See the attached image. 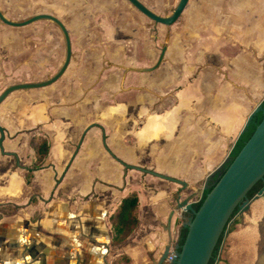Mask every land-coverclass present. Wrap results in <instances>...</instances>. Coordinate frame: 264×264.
<instances>
[{"label": "crops", "instance_id": "crops-1", "mask_svg": "<svg viewBox=\"0 0 264 264\" xmlns=\"http://www.w3.org/2000/svg\"><path fill=\"white\" fill-rule=\"evenodd\" d=\"M251 3V8L259 13L245 31L247 36L237 37L231 43L235 45V53H223L218 62L201 70L192 82L181 86L173 95L172 91L154 94L148 84L142 87V92L155 99L140 107L138 118L126 115V105L109 106V114L116 117L102 118L98 113L97 118L84 123L79 113L88 105L80 98L69 100L64 95L53 98L51 89L55 85L43 103L35 100L21 103L16 110L0 115V126L4 129L0 159L15 157L17 163L16 168L0 172V207L17 206L11 214H0V264H111L120 255L128 256L130 264L157 262L170 237L171 243L178 238L177 234L172 237L171 225L184 213L176 201L185 199L193 204L201 197L206 176L222 164L228 145L234 143L248 115L264 97V0H251ZM0 10L10 20L21 18V14L8 10L3 0H0ZM33 52L28 65L31 76L37 79L33 81H40L49 76L38 69L48 64V58L42 57L43 53L37 54V48ZM57 61L59 58L55 57L54 62ZM162 64H165L164 55L158 66ZM151 73L158 71L143 74ZM172 99L174 103L170 104ZM11 102H16L13 97ZM91 104L93 109L100 108L98 100ZM60 111L75 114L56 117L54 114ZM85 125L90 127L85 132L82 129L80 135L70 133L71 127L79 130L78 126ZM38 126L62 132L53 138L30 132V136L46 137L50 147L42 167L32 172L27 183L25 172L31 167L34 152L28 165H19L22 152L26 148L33 151L30 136L21 140L20 137L25 128L32 130ZM69 142L75 143V160L85 162L90 158L92 171L87 173L102 174L105 179L118 173L120 177L113 179L114 186L96 181L91 188L94 192L84 198L88 186L69 184L65 197H52L50 180L41 183L39 180L44 177L46 161L52 154L70 156ZM94 160H97L95 164ZM126 164L185 184L126 167ZM71 168L72 164L67 166V172ZM129 170L138 171L143 182L123 183L128 179ZM77 172L83 174L85 169L82 166ZM63 182L61 179L57 187L63 186ZM36 184L42 191L41 197L29 196ZM104 187L108 188V194L103 191ZM132 192L138 197L137 225L125 240L112 245L109 216L121 199ZM172 209L175 212L168 231L165 226Z\"/></svg>", "mask_w": 264, "mask_h": 264}, {"label": "rangeland", "instance_id": "rangeland-1", "mask_svg": "<svg viewBox=\"0 0 264 264\" xmlns=\"http://www.w3.org/2000/svg\"><path fill=\"white\" fill-rule=\"evenodd\" d=\"M140 1L153 12L163 16L170 14L178 2V0ZM3 2L7 3L8 10L21 14V18L15 21L36 13H49L58 17L67 28L74 53L79 54L78 49L82 48L84 57L83 61L74 57L71 71L54 84L11 92L0 103V115L4 116L6 112H10L21 103H29L33 100L43 103L52 85H55L56 87L51 89L53 98L59 99V96L63 95L69 100L80 98L88 105L79 113L81 117L83 116L84 123L97 118L98 113L102 118L116 117L109 114V106L122 108L126 105V115L130 118H138L140 107L151 104L155 99L142 92V87L148 84L152 86L151 91L154 94L172 91L170 94L173 95L181 86L192 82L201 70L218 62L223 53L226 51L235 53V45L231 43H235L237 37L247 36L245 31L253 25L259 13L251 8L253 5L251 0H189L173 24L163 25L154 23L127 0H3ZM46 43L51 44V53L60 55H57V52L59 53L61 47L62 34L52 21L40 19L21 27H13L0 20V93L8 85L20 83L21 80L25 82L37 80L31 76L32 70L28 64L33 59L31 53L36 48L37 54L43 53L42 57L47 58ZM164 46H166L165 64L152 70H157V74L151 73L145 76L143 74L145 71L137 70L154 65ZM58 64V61L52 62V68L42 65L38 69L50 75ZM35 91L39 92L35 93ZM12 97L16 101L14 104L11 102ZM97 100L100 108L93 109L91 103ZM173 103L174 99L170 104ZM74 114L70 112L62 114L60 111L54 115L65 118ZM81 126H78L79 130L71 127L73 129L70 133L80 135L82 129L85 132L90 127ZM59 130H49L43 126L32 130L25 128L20 140L30 136V132L33 131L53 138L62 132ZM68 144L69 150L72 151L70 156L68 154L57 157L52 154L46 161L45 175L39 180L40 183L50 180L52 197H65L64 192L67 191L69 184L74 187L81 183L86 185L85 187L88 186L85 190L88 194L82 196L84 198L94 192L91 188L96 181L108 187L114 186L113 179L119 176L118 173H113L112 178L106 177V179L101 177L102 174L87 173L88 170L92 171L90 158H86L88 161L85 162L80 159L75 160L77 154L75 143ZM230 144L226 154L232 146ZM22 153L19 165H28L33 157V151L26 148ZM98 161L100 164L103 163ZM96 162L97 160H94V164ZM71 164L73 168L67 172V166ZM16 165L15 157H4L0 159V172L14 169ZM84 165H88L89 168ZM82 166L85 172L80 174L77 170ZM120 175L122 176V172ZM139 175L141 174L138 171L129 170L126 176L128 179L122 182H127L128 185V182L132 185L137 182L142 183L143 179L141 180ZM61 179L64 181L63 186L58 188L57 184ZM37 186L36 184L35 190H31L29 196L32 194L41 197L42 191ZM103 191L108 194L106 191L109 190L104 187ZM184 221L179 217L174 219L173 227L171 225L172 237L179 234ZM220 260L221 257L216 264H221Z\"/></svg>", "mask_w": 264, "mask_h": 264}, {"label": "water", "instance_id": "water-1", "mask_svg": "<svg viewBox=\"0 0 264 264\" xmlns=\"http://www.w3.org/2000/svg\"><path fill=\"white\" fill-rule=\"evenodd\" d=\"M139 12L152 20L154 23L163 25L173 24L181 15L189 0H178L175 7L168 15H159L145 6L140 0H127ZM40 19H47L55 23L61 31L65 44L66 53L60 68L50 77L32 82H20L8 85L0 93V103L13 91L26 90L33 88H42L54 83L63 74L67 68L70 56L71 45L70 36L67 28L62 21L53 14L36 13L23 20L14 21L6 18L0 10V20L13 27H21ZM166 47H162L156 63L150 67L140 68V71H152L158 67L163 59ZM261 101L248 115L243 127L238 135L244 130L251 117L261 110ZM237 135V137H238ZM236 137V139H237ZM4 139V129L0 126V150L3 152L2 141ZM235 139V140H236ZM235 142V141H234ZM234 144V143H233ZM233 144L225 156L222 164L218 165L213 171L209 172L205 178L203 192L204 199L198 209H194L192 203L188 200H177L176 204L184 213L182 218L185 220L182 224L187 228L184 241L180 248L176 249L175 258L171 264H207L212 256L216 242L223 231L224 227L230 222L229 218L232 212L241 207L242 211L248 209L247 193L252 186L262 180L264 183V111L259 123L255 126L253 132L243 143L237 154L231 158L230 153ZM126 167L133 168L142 172L150 173L162 179L184 185L185 183L179 179L157 173L139 166L126 164ZM218 173V174H217ZM217 174V175H216ZM264 195V185L257 192L254 198ZM175 210L172 209L168 215L165 228L170 231L171 218ZM171 244V237L167 241L166 246L161 252L155 264L165 262Z\"/></svg>", "mask_w": 264, "mask_h": 264}, {"label": "flooded vegetation", "instance_id": "flooded-vegetation-1", "mask_svg": "<svg viewBox=\"0 0 264 264\" xmlns=\"http://www.w3.org/2000/svg\"><path fill=\"white\" fill-rule=\"evenodd\" d=\"M70 45V61L61 77L66 76L71 71V62L74 57H76L77 60L83 61V49H78L80 53L75 54L71 39ZM45 46V51H47L46 57L48 58L47 67L52 65L55 57L59 58L58 66L52 74L47 76L48 78L52 76L63 63L66 53V44L62 35L59 56H56L55 53H51V44L46 43ZM31 56H34V52L31 53ZM75 71L77 72V70ZM259 181V185L250 194H247L248 209L242 211L241 207H237L233 214L224 232L222 246L219 249L214 264H216L217 260L219 257H222V255L226 260L224 264H264V195L254 198L264 185L262 180ZM231 227H233V229L228 232V229Z\"/></svg>", "mask_w": 264, "mask_h": 264}, {"label": "trees", "instance_id": "trees-1", "mask_svg": "<svg viewBox=\"0 0 264 264\" xmlns=\"http://www.w3.org/2000/svg\"><path fill=\"white\" fill-rule=\"evenodd\" d=\"M264 111V99L261 103V110L256 112L248 122L247 126L244 128V130L238 135L237 139L235 140L233 147L231 149L230 157L233 158L239 149L242 147L243 143L248 139V137L253 132L255 126L259 123L263 116ZM29 145L32 147L34 152V159L32 161L31 167L28 168L25 172V180L27 183H30V179L32 177V172L34 170L40 169L48 155L49 152V141L46 137L40 136V135H32L29 138ZM218 174V173H217ZM216 174V175H217ZM260 181L256 182L252 188L248 191L247 194H250L258 185ZM205 191L202 193L200 199L193 203L192 206L194 209H198L200 206L202 200L205 196ZM137 207H138V197L135 192L130 193L129 195L123 197L115 209V211L109 216V223L110 228L112 231V238H111V244L117 245L123 240H125L129 234L133 231V229L136 227L138 218H137ZM17 209V206L13 205H6L0 207V214H11L15 212ZM237 209V208H236ZM236 209L232 212L229 220H231L233 214L235 213ZM228 226V225H227ZM227 226L224 227L223 231L221 232L216 245L213 249L212 256L210 257L207 264H214L216 256L219 253V249L222 246V239L224 232L227 228ZM233 229V227L228 229V232H230ZM187 228L182 227L180 228L179 234H178V249L180 248L181 244L184 241V237L186 235ZM226 260L223 258V255L221 257L220 263L225 262ZM111 264H130V259L126 255H120L112 260ZM162 264H168L166 262Z\"/></svg>", "mask_w": 264, "mask_h": 264}, {"label": "built area", "instance_id": "built-area-1", "mask_svg": "<svg viewBox=\"0 0 264 264\" xmlns=\"http://www.w3.org/2000/svg\"><path fill=\"white\" fill-rule=\"evenodd\" d=\"M199 199H200V197L193 203H196ZM179 218L182 219V215H179ZM177 240H178V238L176 239V241H174L173 243L170 244L169 253L167 254V257L165 259V262L168 263V264H171V262L175 258V253L174 252H176V249H177V246H178Z\"/></svg>", "mask_w": 264, "mask_h": 264}]
</instances>
